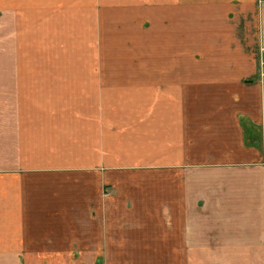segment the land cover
<instances>
[{"label": "crops", "instance_id": "crops-1", "mask_svg": "<svg viewBox=\"0 0 264 264\" xmlns=\"http://www.w3.org/2000/svg\"><path fill=\"white\" fill-rule=\"evenodd\" d=\"M0 15V30L35 16L74 46L67 69L4 57L0 264H45L44 238L69 233L90 202L76 189L84 175L144 134L150 173L179 174L168 252L172 221L182 249L181 207L195 206V264H264V0H0Z\"/></svg>", "mask_w": 264, "mask_h": 264}, {"label": "rangeland", "instance_id": "rangeland-1", "mask_svg": "<svg viewBox=\"0 0 264 264\" xmlns=\"http://www.w3.org/2000/svg\"><path fill=\"white\" fill-rule=\"evenodd\" d=\"M3 17L0 15V20ZM45 17L39 18L44 20ZM39 22L35 16H27L23 30H0V70L13 65L4 62L6 54L19 55L21 69L28 72L56 69V63L52 61L56 57L61 61L59 65L67 69L66 61L74 55V46L70 45L68 51V44L61 42L65 32L52 31L49 25L48 29L38 30ZM82 54L80 49L79 52L75 51L77 59ZM87 59L88 63L92 62L89 54ZM118 97L124 99L125 95ZM139 97L146 98L145 95ZM142 102L145 103V100ZM126 113L130 118V112ZM142 113L145 114L146 110ZM112 128L110 126L108 130ZM129 140L116 144V154L122 157L106 160L104 165L94 170L96 174L84 175L86 180L76 186L82 194L85 193V197H89L90 202L86 205L88 201L84 200L82 202L85 205L75 207L74 222L69 224V228L64 225L65 230L71 228L69 233L60 234L59 238H44L45 253L42 256L46 259L45 264H195L196 256L192 253L195 206L181 207L183 248H179L178 238H173L178 236L179 225L173 220L176 231L171 233V238L177 247L171 252L166 249V214L170 207L176 208V211L180 208L178 187L175 185L179 174L164 178L161 168L153 176L147 159L145 134L136 146H131ZM148 182L154 183V189L148 190ZM168 182L174 185H170L172 190L167 193L174 199L170 205L163 199L162 190L163 183ZM203 224L208 225L205 222ZM204 242L219 246L216 238L204 239Z\"/></svg>", "mask_w": 264, "mask_h": 264}, {"label": "built area", "instance_id": "built-area-1", "mask_svg": "<svg viewBox=\"0 0 264 264\" xmlns=\"http://www.w3.org/2000/svg\"><path fill=\"white\" fill-rule=\"evenodd\" d=\"M262 66L264 67V63H262ZM264 74V73H263ZM264 76V75H263Z\"/></svg>", "mask_w": 264, "mask_h": 264}]
</instances>
